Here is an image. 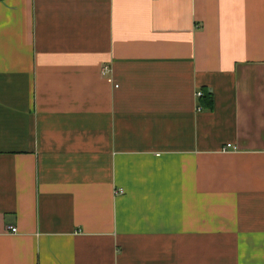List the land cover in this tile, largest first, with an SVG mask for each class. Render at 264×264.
I'll return each instance as SVG.
<instances>
[{
    "label": "crops",
    "instance_id": "1",
    "mask_svg": "<svg viewBox=\"0 0 264 264\" xmlns=\"http://www.w3.org/2000/svg\"><path fill=\"white\" fill-rule=\"evenodd\" d=\"M0 264H264V0H0Z\"/></svg>",
    "mask_w": 264,
    "mask_h": 264
},
{
    "label": "built area",
    "instance_id": "2",
    "mask_svg": "<svg viewBox=\"0 0 264 264\" xmlns=\"http://www.w3.org/2000/svg\"><path fill=\"white\" fill-rule=\"evenodd\" d=\"M108 68L105 66L102 69V73L108 72ZM201 96V93H197V97ZM229 150L235 151V147L231 146L230 144H227L225 147L222 148L223 152H228ZM122 193V192H121ZM9 229H12L11 227Z\"/></svg>",
    "mask_w": 264,
    "mask_h": 264
},
{
    "label": "trees",
    "instance_id": "3",
    "mask_svg": "<svg viewBox=\"0 0 264 264\" xmlns=\"http://www.w3.org/2000/svg\"><path fill=\"white\" fill-rule=\"evenodd\" d=\"M205 98H208V100H209V103H211V100H212V98H211V96H205Z\"/></svg>",
    "mask_w": 264,
    "mask_h": 264
}]
</instances>
